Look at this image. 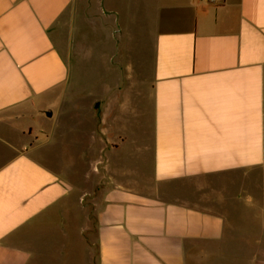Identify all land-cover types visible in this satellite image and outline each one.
<instances>
[{
	"label": "crops",
	"instance_id": "obj_1",
	"mask_svg": "<svg viewBox=\"0 0 264 264\" xmlns=\"http://www.w3.org/2000/svg\"><path fill=\"white\" fill-rule=\"evenodd\" d=\"M56 240L264 264V0H0V264Z\"/></svg>",
	"mask_w": 264,
	"mask_h": 264
},
{
	"label": "rangeland",
	"instance_id": "obj_2",
	"mask_svg": "<svg viewBox=\"0 0 264 264\" xmlns=\"http://www.w3.org/2000/svg\"><path fill=\"white\" fill-rule=\"evenodd\" d=\"M55 142L52 144V147L50 149L45 148L44 151H42L41 155L44 157L43 163L47 165L50 168H53L57 171V136L56 139L54 140ZM67 171H70L71 168H66ZM54 221L57 225V215L54 216ZM54 234H57V226L55 227ZM67 251L71 253L72 251L70 250V247H67ZM51 254L54 256L51 258H44V260L41 262V264H62L60 262H57V240L55 243H53V247L50 250ZM73 253V252H72ZM74 257L68 260V262L63 263V264H74V261H72ZM222 264H228V261L226 262L225 257H222Z\"/></svg>",
	"mask_w": 264,
	"mask_h": 264
},
{
	"label": "water",
	"instance_id": "obj_3",
	"mask_svg": "<svg viewBox=\"0 0 264 264\" xmlns=\"http://www.w3.org/2000/svg\"><path fill=\"white\" fill-rule=\"evenodd\" d=\"M49 115H51V112H49Z\"/></svg>",
	"mask_w": 264,
	"mask_h": 264
}]
</instances>
